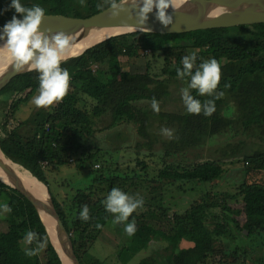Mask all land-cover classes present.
Returning <instances> with one entry per match:
<instances>
[{"label":"trees","instance_id":"16d2710c","mask_svg":"<svg viewBox=\"0 0 264 264\" xmlns=\"http://www.w3.org/2000/svg\"><path fill=\"white\" fill-rule=\"evenodd\" d=\"M11 2L0 0V27L13 15L23 18L9 7ZM20 2L25 7L39 5L45 14L89 17L102 11L97 5L104 0H85L83 6L80 0ZM107 7L104 5L103 10ZM147 48L151 49L152 57L163 58L160 75L151 72L152 61L138 63L148 55L144 54ZM192 52L197 54V66L211 58L221 66L222 80L218 90L223 91L224 96L215 100L216 111L211 116L189 114L184 105L185 111L160 109L159 114L155 113L151 108L153 97L161 103L170 96L171 85L177 83L187 87L189 78L179 79L176 70L183 68L182 58ZM125 61L133 65L134 70L124 69ZM94 64L99 66L95 72ZM61 66L71 76L64 100L47 109H36L29 118L12 127L10 115L14 117L20 103L37 93L39 73L20 74L0 92L16 97L8 103L5 118L0 122V145L7 158L45 184H49L48 173L53 166L76 161L82 168L90 162L95 176L86 189L76 191L70 204L53 197L82 264H102L88 253V249L113 218L103 204L110 191L119 188L133 195L141 180L148 185V196L143 198L144 210L129 217L130 222L136 223L135 235L146 238L163 233L176 242L168 253L158 255L155 264H264V253L255 255L251 248L233 247L230 242L237 238L234 226L245 230L251 243H259L264 248V183L242 180L231 190L220 191L216 187L226 176L224 157L190 161L186 158L187 153L215 136L246 135L264 141V23L186 33L137 31L120 34L62 62ZM190 91L202 103L210 99L198 96L195 90ZM152 117L158 118L156 131L151 130ZM125 124L132 125L139 136L128 150L138 152L135 161L141 174L120 171L122 164L114 154L122 145L113 151L109 142L107 149L96 140L98 133L107 130H117L119 135L118 129ZM163 127L172 130L174 138L163 139L160 132ZM157 144L159 151H155ZM244 144V139L238 138L236 142L223 145L220 151L236 158ZM141 153L160 155L157 176H149L148 164L140 157ZM105 157L110 162L107 172ZM43 161L47 163L42 165ZM97 162H100L99 167H95ZM243 162L249 163L254 170L264 171V150L246 154ZM177 183L180 188H184V184H207L209 192L183 212L170 214L172 208L162 190L167 184ZM12 194L24 201L25 211L16 218H7L9 228L0 230V264H63L34 205L0 180V201ZM84 205L88 206L91 217L87 222L79 218ZM239 217H242L243 226ZM29 230L45 245L32 257L25 252L35 249L38 243L24 245Z\"/></svg>","mask_w":264,"mask_h":264},{"label":"rangeland","instance_id":"374dc122","mask_svg":"<svg viewBox=\"0 0 264 264\" xmlns=\"http://www.w3.org/2000/svg\"><path fill=\"white\" fill-rule=\"evenodd\" d=\"M2 55L6 57L5 55H7V53ZM148 60L152 61L151 72L160 75L163 68V58L157 56L152 57L151 54H148L141 60L139 59L138 63H145ZM130 65L131 64H128L125 61L124 69L134 70V66ZM183 87L185 86L177 83L171 85V94L164 102L159 103L160 109H179L181 111H185V109H183L184 103L181 96V89ZM36 94L37 93L30 94L28 98L24 99L20 103L14 117L10 115V127H12L13 124H17L19 121L29 118L31 114L38 109L32 104V98ZM15 98V96L11 97L10 94H0V122L5 118V109H7L8 103L12 102ZM152 120L153 129L151 130L156 131V127L159 128L158 118L152 117ZM118 130L120 131L119 135H117L119 133L117 130H107L105 132L98 133L99 138H96V140L103 143L105 148H107V142H109L111 144L109 145V148L113 151L118 150V148L122 145V149L114 154L118 159L117 162L122 164L120 171L131 174L134 173L133 171H136L137 173L134 175L141 174L142 171H140V167L136 165L135 161V159L139 156L138 152L134 149L128 150L130 146L135 145L136 141L139 140L136 130L132 125L127 124L123 125V127ZM161 136L163 139L168 138L162 133ZM238 138H242L245 141L244 149L238 157L232 158L230 154L224 155L223 151H220L223 145H226L228 142H236ZM159 147L160 145L157 144V146H155V151H159ZM259 149L264 150V141L255 136L240 135L237 137H231L230 135L225 134L220 137L215 136L211 141L208 140L202 146L190 151L187 153L186 158L190 161L198 158L224 157L223 160L225 161L224 165L226 168V176L217 184L218 187H216V189L225 191L231 190L234 185L242 180L264 183V171L254 170L249 163L243 162V158L246 154L249 155ZM147 155L148 154L141 153L140 157L145 159L148 164L147 172L149 173V176L155 177L161 167L160 155ZM177 157L179 158L180 156L178 155ZM104 163L106 165L105 171L107 172L110 162L106 157L104 158ZM90 166V162H86L85 165L80 168L78 163L73 161L71 163L51 167L49 170L50 172L48 173L49 184L47 185L52 196L61 203L66 200L67 204H70L76 191L79 189H86L92 183L95 172H93ZM138 183H140L138 184L139 188L134 189L133 196L138 195L139 197L146 198L148 196V189H146L148 185L143 180ZM184 188H180L177 183L174 185L167 184L162 190L166 197L165 199L169 200L168 206H171L170 208H172L170 214H173V211L183 212L195 200H199L201 196H204L207 192H209V186H207V184H184ZM4 203H7L11 207L12 211L10 213L0 212V230H7L9 228L10 222L7 218H16L23 211H25L24 201L15 194L12 198L7 197L1 199L0 205H3ZM235 204L238 205L237 203ZM141 209L142 211L144 210V208H140L137 212H141ZM113 219L114 217L110 219L103 232L99 235L97 240L89 246L88 249V253L91 256L97 257L102 264H155L157 262L158 255L164 252L168 253L175 246L176 242L172 239H168L163 233L156 236L149 235L146 238L138 235L129 237L124 232V225H113ZM239 221L242 225V217H239ZM128 222H130V220ZM233 230L237 238L234 239V241L230 240L231 246L234 247L239 245L242 248H251L255 255L264 253V248L259 243H251L250 239L246 236L245 230L237 229L234 226ZM27 244L28 243L25 241L24 245Z\"/></svg>","mask_w":264,"mask_h":264},{"label":"clouds","instance_id":"9594fccd","mask_svg":"<svg viewBox=\"0 0 264 264\" xmlns=\"http://www.w3.org/2000/svg\"><path fill=\"white\" fill-rule=\"evenodd\" d=\"M184 0H104L97 8L103 10L107 5L111 16L117 18L122 12L133 11L137 25H147L149 14L154 13L155 20L167 28L174 24V17L169 13L178 12ZM83 6L85 0H80ZM10 8L15 13L22 14L23 18L13 15L0 31V52L8 53V56L17 72L36 71L39 73V88L32 98V104L36 108L47 109L62 102L70 89L71 76L66 68H62V62L72 46L70 37L63 32H53L52 29L42 30L45 18V10L39 5L25 7L20 0H12ZM131 18V17H130ZM195 52L182 58L183 68H178L177 77L187 80V87L181 89V96L185 108L189 114L211 116L216 111L215 100L224 96L219 91L222 80V69L215 58L204 60L198 66ZM228 87V85H225ZM190 90H195L198 96L210 97L203 103L194 97ZM151 108L157 114L160 112L159 102L153 97ZM161 133L169 139L174 138V133L168 128H162ZM104 207L114 219L113 225H124V232L132 237L137 228L135 221L128 222L134 212L144 206L142 197L130 195L119 188H113L103 201ZM11 207L4 203L0 205V212L10 213ZM79 218L87 222L91 219L87 205L82 207ZM99 227V226H98ZM25 241L32 244L37 241L35 249L26 250L29 257L36 256L45 246L40 243L37 234L27 231Z\"/></svg>","mask_w":264,"mask_h":264},{"label":"water","instance_id":"95a60500","mask_svg":"<svg viewBox=\"0 0 264 264\" xmlns=\"http://www.w3.org/2000/svg\"><path fill=\"white\" fill-rule=\"evenodd\" d=\"M169 13L174 17V24L167 28L155 20L154 13L149 14L147 25L139 26L133 11L122 12L119 17L113 18L108 7L89 17L48 13L45 14L42 30L50 28L53 32H63L70 37L72 44L90 43L80 53L65 56L64 62L113 36L125 33H186L261 24L264 23V0H184L178 12H172L170 9ZM0 44H3V41H0ZM26 72L31 71L17 72L10 59L0 65V92L14 77ZM0 152V180L18 190L34 205L61 262L82 264L75 252L71 233L56 209L48 185L30 176L7 158L1 145ZM32 179H36L35 183Z\"/></svg>","mask_w":264,"mask_h":264},{"label":"bare ground","instance_id":"6f19581e","mask_svg":"<svg viewBox=\"0 0 264 264\" xmlns=\"http://www.w3.org/2000/svg\"><path fill=\"white\" fill-rule=\"evenodd\" d=\"M88 44H90V43H84V42H80V43H78V44H72V46H71V48L69 49V51H68V54L66 55V56H69V55H76V54H78V53H80L81 52V50L84 48V47H86ZM6 52H0V58H2V59H0V65H2V64H5V62L6 61H8L10 58H9V56H8V53H7V55H5L6 57H4L2 54H5ZM2 153L0 152V155H1ZM18 166V165H17ZM19 167V166H18ZM20 168V167H19ZM31 176V175H30ZM32 177H34V176H32ZM5 178L7 179V180H9L6 176H5ZM31 181H33L34 183H35V181H36V179H32ZM38 184V183H37ZM39 185V184H38Z\"/></svg>","mask_w":264,"mask_h":264},{"label":"built area","instance_id":"2783aa9c","mask_svg":"<svg viewBox=\"0 0 264 264\" xmlns=\"http://www.w3.org/2000/svg\"><path fill=\"white\" fill-rule=\"evenodd\" d=\"M150 53H151V49L150 48H147V49L144 50V54H150ZM98 67H99L98 64H94L93 65V71L94 72L97 71L98 70ZM46 130L47 131L49 130V125L46 126ZM41 163H42V165H45L47 162L46 161H43ZM99 166H100L99 163L95 164V167H99Z\"/></svg>","mask_w":264,"mask_h":264},{"label":"crops","instance_id":"0c3cea01","mask_svg":"<svg viewBox=\"0 0 264 264\" xmlns=\"http://www.w3.org/2000/svg\"><path fill=\"white\" fill-rule=\"evenodd\" d=\"M12 196H14V194L10 195L9 197L7 196V197H8V198H12ZM16 196H17V195H16Z\"/></svg>","mask_w":264,"mask_h":264}]
</instances>
